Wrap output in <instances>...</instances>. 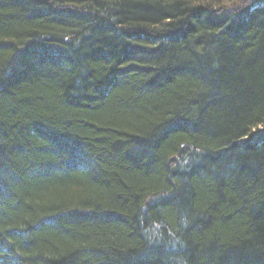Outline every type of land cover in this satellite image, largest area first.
Instances as JSON below:
<instances>
[{
  "label": "trees",
  "instance_id": "16d2710c",
  "mask_svg": "<svg viewBox=\"0 0 264 264\" xmlns=\"http://www.w3.org/2000/svg\"><path fill=\"white\" fill-rule=\"evenodd\" d=\"M0 264H264V0H0Z\"/></svg>",
  "mask_w": 264,
  "mask_h": 264
}]
</instances>
